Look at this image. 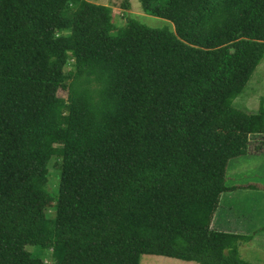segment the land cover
<instances>
[{
	"label": "trees",
	"instance_id": "16d2710c",
	"mask_svg": "<svg viewBox=\"0 0 264 264\" xmlns=\"http://www.w3.org/2000/svg\"><path fill=\"white\" fill-rule=\"evenodd\" d=\"M139 1L173 27L0 0V264H255L238 247L252 234L212 218L229 158L264 137V95L233 104L264 57V0Z\"/></svg>",
	"mask_w": 264,
	"mask_h": 264
},
{
	"label": "rangeland",
	"instance_id": "374dc122",
	"mask_svg": "<svg viewBox=\"0 0 264 264\" xmlns=\"http://www.w3.org/2000/svg\"><path fill=\"white\" fill-rule=\"evenodd\" d=\"M91 1L109 4L112 8V20L117 25H121L126 19V16L131 14L151 26L168 25L173 27L168 19L144 12L139 0H128L130 5L127 8L122 6V2L125 0ZM69 67H71V64L67 63L65 68ZM58 94L66 96L67 91L60 88ZM261 95H264V57L256 65L243 90L233 99V104L248 111L257 110ZM253 138H255V136L251 137L249 148L246 153L229 158L226 169L227 184L240 183L243 185H240L239 189L228 190L222 194L219 210L216 214L217 218L218 215L222 213V216L227 214L231 219L237 217L248 224V222L254 220L252 211L255 213L256 209H260L261 211L260 218L264 217L263 193L259 190L260 186L258 184L261 180H264V144L261 143V145L258 146L259 152H255V146H253V144L257 139ZM58 173L59 156L53 154L48 161V181L46 183L51 191H55L57 186ZM254 181L257 182L254 183ZM48 211H52V208L49 207ZM216 222L217 220L215 219L214 224L219 226L220 223L218 224ZM251 223L255 224V222ZM263 229L264 225L260 226L259 231ZM251 246L253 247L250 249H243L244 258L254 263L255 259L264 262V249L255 250V245ZM29 248L32 249V246H29ZM261 252H263V254H261ZM43 260L45 264H54L55 262L54 259L49 256L44 257ZM139 264H196V262L194 260H185L168 255L143 253L141 254Z\"/></svg>",
	"mask_w": 264,
	"mask_h": 264
},
{
	"label": "crops",
	"instance_id": "0c3cea01",
	"mask_svg": "<svg viewBox=\"0 0 264 264\" xmlns=\"http://www.w3.org/2000/svg\"><path fill=\"white\" fill-rule=\"evenodd\" d=\"M261 135H262V133H256L255 134V138L257 139V140H255V143L258 142L261 139V143L264 144V137H262ZM261 143L259 145H261ZM258 150H259L258 148L255 149V152L258 153L259 152ZM227 164H228V162H227ZM226 169H227V167H226ZM256 182L257 181H254V183H256ZM258 184L260 186L259 190H261V192L263 193L262 200L264 201V180H261ZM231 185H232V187L227 189V190H225V191H223L221 193V196H222V194H224L228 190L239 189L240 188L239 186L243 185V184L233 183ZM221 196H220V198H221ZM219 203H221L220 199H219ZM218 210H219V204H218L217 210L215 211V213L213 215V218H212V226L213 227L224 229V230H229V231H238V232H242V233H252V236H251V238L249 240L239 241L238 247H239L240 255L242 257H244L243 249L244 248L245 249H250L251 247H253L251 245H255V250H258V249L259 250H263L264 249V229L259 231L260 226L264 225V217L260 218V214H261L260 209H256L255 213H254V211H252V213L254 215V220L248 222V224H247V222L244 223L243 221H241L237 217H235V219H231V217L229 215H227V214H224L222 216V213L219 214L218 218H217L216 214H217ZM215 219L217 220L216 223H218V224L220 223L219 226H216L214 224ZM251 222H255V224H252ZM261 254H263V252H261ZM255 264H264V262H260L259 260L255 259Z\"/></svg>",
	"mask_w": 264,
	"mask_h": 264
}]
</instances>
